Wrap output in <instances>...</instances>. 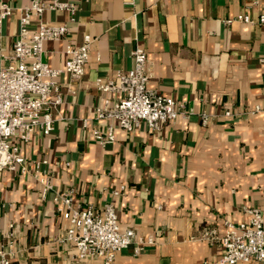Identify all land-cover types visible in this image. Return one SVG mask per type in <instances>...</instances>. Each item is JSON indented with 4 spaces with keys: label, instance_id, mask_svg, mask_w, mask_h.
<instances>
[{
    "label": "crops",
    "instance_id": "crops-1",
    "mask_svg": "<svg viewBox=\"0 0 264 264\" xmlns=\"http://www.w3.org/2000/svg\"><path fill=\"white\" fill-rule=\"evenodd\" d=\"M74 2L67 37L45 41L41 56L63 68L66 40L80 44L89 35L84 74L61 73L53 129L35 131L21 146L24 164L0 175V243L12 223L10 264H94L78 260L72 244L61 241L65 220L41 198L32 175L40 159L48 161L55 190H72L82 207L99 210L111 202L120 228L145 241L138 254L134 244L121 250L114 264L212 262L222 252L217 236L226 220L246 221L254 207L264 217V24L258 22L264 0ZM240 14L249 21L237 19ZM68 18L46 10L32 17L29 34L39 21ZM18 29L14 11L3 22L0 52L12 48ZM136 47L147 53L148 86L185 101L192 113L156 130L146 123L131 132L115 125L114 141L101 145L91 131L103 130L106 121L95 119V107L113 94L99 92L94 81L130 69Z\"/></svg>",
    "mask_w": 264,
    "mask_h": 264
},
{
    "label": "built area",
    "instance_id": "built-area-1",
    "mask_svg": "<svg viewBox=\"0 0 264 264\" xmlns=\"http://www.w3.org/2000/svg\"><path fill=\"white\" fill-rule=\"evenodd\" d=\"M13 0H0V36L3 22L18 12V34L12 48L0 52V175L4 170H15L24 164L21 146L27 143L35 131L47 135L53 129L52 109L62 102L58 77L63 71L74 78L84 74L89 58L91 38L84 36L80 44L66 40V61L63 68L49 66L42 59L43 43L47 40L65 39L69 23L75 20L77 5L74 0H30L27 5L14 8ZM46 10L66 12L67 21L44 23L29 34L32 17L40 18ZM237 19L249 21L240 14ZM264 24V12L258 17ZM133 66L115 76L94 81V87L105 96L95 107V119L106 121L101 130L94 128L93 139L101 144L115 139V125L131 132L142 123L150 130L160 123L174 121L192 113L185 101L166 96L148 86L147 53L141 47L132 51ZM3 61V62H2ZM264 62V58L261 59ZM264 110V109H263ZM228 115L229 113L226 112ZM208 116L202 114L206 123ZM46 159L34 163L32 175L40 185L43 200L50 199L55 212L65 220L63 242L75 249V256L85 263L114 264L117 254L134 244V253L143 249L142 237L131 229H121L114 204L106 202L99 210L92 205L75 204L72 190L57 191L47 169ZM123 185L112 190L118 194ZM249 217L237 223L226 220L223 233L218 237L222 246L219 257L205 264H237L246 262L264 264V217L259 208L247 209ZM6 242L0 243V264H10L13 244V224L5 232ZM152 243L151 237L146 241Z\"/></svg>",
    "mask_w": 264,
    "mask_h": 264
}]
</instances>
